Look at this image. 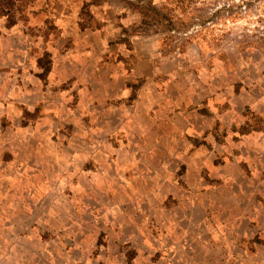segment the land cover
<instances>
[{
	"label": "rangeland",
	"instance_id": "374dc122",
	"mask_svg": "<svg viewBox=\"0 0 264 264\" xmlns=\"http://www.w3.org/2000/svg\"><path fill=\"white\" fill-rule=\"evenodd\" d=\"M0 264H264V0H1Z\"/></svg>",
	"mask_w": 264,
	"mask_h": 264
},
{
	"label": "trees",
	"instance_id": "16d2710c",
	"mask_svg": "<svg viewBox=\"0 0 264 264\" xmlns=\"http://www.w3.org/2000/svg\"><path fill=\"white\" fill-rule=\"evenodd\" d=\"M0 4H1V0H0Z\"/></svg>",
	"mask_w": 264,
	"mask_h": 264
}]
</instances>
